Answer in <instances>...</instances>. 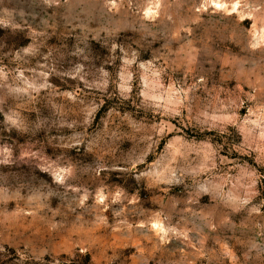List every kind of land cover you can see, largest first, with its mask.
<instances>
[{"label": "rangeland", "instance_id": "374dc122", "mask_svg": "<svg viewBox=\"0 0 264 264\" xmlns=\"http://www.w3.org/2000/svg\"><path fill=\"white\" fill-rule=\"evenodd\" d=\"M0 264H264V0H0Z\"/></svg>", "mask_w": 264, "mask_h": 264}]
</instances>
